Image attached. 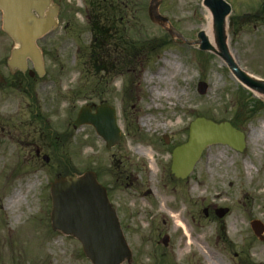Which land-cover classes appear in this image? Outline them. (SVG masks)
<instances>
[{"label": "rangeland", "instance_id": "rangeland-1", "mask_svg": "<svg viewBox=\"0 0 264 264\" xmlns=\"http://www.w3.org/2000/svg\"><path fill=\"white\" fill-rule=\"evenodd\" d=\"M227 1L233 8L226 25L230 52L241 68L264 78V0ZM150 2L51 0L59 8L58 24L38 42L44 76L16 77V89L0 86V264H91L76 238L51 227V182L88 170L109 189L118 211L133 252L123 264H264V238L251 227L253 220L264 224L263 95L242 86L216 53L153 22ZM159 12L189 41L205 32L203 0H160ZM94 17L115 30L92 55ZM10 42L0 33V58ZM168 59L183 69L172 84L155 76ZM4 74L12 80L7 69ZM200 81L208 84L204 94ZM169 86L176 97L165 101L156 95ZM101 103L117 110L122 130L111 149L92 126L75 122L83 105ZM198 117L230 122L246 144L243 151L208 145L190 175L180 179L171 172L172 152L189 140ZM144 118L150 126L141 124ZM259 128L260 139L254 135ZM16 194L19 204L11 207ZM217 207L230 212L219 218Z\"/></svg>", "mask_w": 264, "mask_h": 264}, {"label": "water", "instance_id": "water-1", "mask_svg": "<svg viewBox=\"0 0 264 264\" xmlns=\"http://www.w3.org/2000/svg\"><path fill=\"white\" fill-rule=\"evenodd\" d=\"M159 4L160 0L151 1L149 15L153 21L166 25L169 21L158 12ZM204 4L213 16L218 48L210 43L206 31H200L198 40L191 43L198 44L201 50L212 51L219 55L244 86L257 94L264 95V80L241 69L230 52L226 25L232 10L231 5L226 0H204ZM0 8L4 12V29L18 45L9 64L25 71L26 61L30 58L38 73L42 75L44 61L37 40L56 26L58 7L52 8L50 0H0ZM47 8L49 10L46 12ZM171 33L183 38L174 28L171 29ZM2 82H5V79L0 74V83ZM207 89L206 82L199 83L200 93L204 94ZM76 123L94 126L106 141L108 148L120 142L121 131L117 124L116 110L108 104L97 107L95 113H92L89 106H84ZM166 141L168 142V138ZM213 143L228 144L241 151L245 147L244 134L229 122L218 124L206 118H198L191 126L188 142L174 151L172 169L176 176L187 177L204 148ZM44 160L49 162L50 157L46 155ZM51 196L52 228L77 238L92 264L131 262L132 251L126 242L107 190L99 183L96 173L87 171L81 175L57 177L51 183ZM228 211V208H219L216 213L219 217H223ZM252 227L263 239L264 225L259 220H255L252 222ZM163 242L167 245L169 237L166 236Z\"/></svg>", "mask_w": 264, "mask_h": 264}, {"label": "bare ground", "instance_id": "bare-ground-1", "mask_svg": "<svg viewBox=\"0 0 264 264\" xmlns=\"http://www.w3.org/2000/svg\"><path fill=\"white\" fill-rule=\"evenodd\" d=\"M206 19H207V22L204 25V29L206 31V34L208 36L210 43L215 48H217L216 39H215V31H214V26H213V16H212L211 11L207 7H206ZM182 70L183 69H182L180 62L168 59L166 62V66L164 68H162L160 72H157L155 74V76H157L159 78V80H161L163 82H166L168 84H172L171 83L172 78L178 77ZM166 73H168V74H166ZM153 79H154V76L149 77V81H153ZM155 93H156V95L162 94L165 97V101H170L172 98L177 96V92L174 89V87H172V86H169V88L167 90L163 91L162 93L158 92V91H155ZM262 97L264 98V95ZM189 109L191 110L190 107H189ZM150 122H151L150 118H144L141 120V124L144 126H150ZM158 125L166 127V125H164V124L163 125L158 124ZM254 135L260 139L263 135L262 129H260V128L257 129L255 131ZM138 151H139V153H142V154L148 153V151H146L142 148H140ZM148 155L152 156V153H149ZM19 201H20V196L18 194H16L15 197L9 199V204L11 207H13L15 204L16 205L19 204ZM180 216H181V214L173 215V217L177 220L178 225L182 226L184 228L185 234L189 235L190 234L189 229H188L187 225L181 221ZM188 244L189 245L192 244L191 240L188 242Z\"/></svg>", "mask_w": 264, "mask_h": 264}, {"label": "flooded vegetation", "instance_id": "flooded-vegetation-1", "mask_svg": "<svg viewBox=\"0 0 264 264\" xmlns=\"http://www.w3.org/2000/svg\"><path fill=\"white\" fill-rule=\"evenodd\" d=\"M0 33H6L3 29V11L0 9ZM7 34V33H6ZM8 35V34H7ZM10 37V35H8ZM11 39V42L10 44H7L5 47H4V50L2 51V56L0 58V72L2 73V75L4 77L5 74H4V70H8L11 74V78L12 80H8L6 78V82L4 83H0V86H5L6 84H12V87L14 89H16V77H22V76H29L31 78H36V79H39L40 76H39V73L37 71L34 70V65L33 63L31 62V60L28 59V68L26 71H21L20 69H16V65L15 66H11L9 64V61L11 60V57H12V54H13V51L16 50V40ZM9 81V83H8ZM39 157V156H38Z\"/></svg>", "mask_w": 264, "mask_h": 264}, {"label": "trees", "instance_id": "trees-1", "mask_svg": "<svg viewBox=\"0 0 264 264\" xmlns=\"http://www.w3.org/2000/svg\"><path fill=\"white\" fill-rule=\"evenodd\" d=\"M98 6H99V3H98ZM111 5H109L110 7ZM101 7V6H100ZM94 9H96V5L94 6ZM99 17H94L92 19V30H93V34H94V37H93V44H92V52H93V55L96 53V50L99 49V50H103L104 47L102 46V43L109 38V36L111 35L110 32L111 29L107 28L106 26H100L99 25ZM105 43H107V41H105ZM69 174V173H68Z\"/></svg>", "mask_w": 264, "mask_h": 264}]
</instances>
